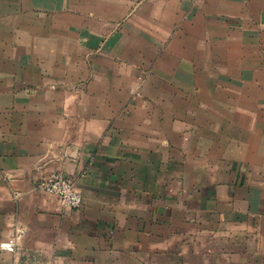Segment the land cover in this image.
I'll return each instance as SVG.
<instances>
[{
	"label": "crops",
	"instance_id": "crops-1",
	"mask_svg": "<svg viewBox=\"0 0 264 264\" xmlns=\"http://www.w3.org/2000/svg\"><path fill=\"white\" fill-rule=\"evenodd\" d=\"M15 227L0 264H264V0H0Z\"/></svg>",
	"mask_w": 264,
	"mask_h": 264
},
{
	"label": "built area",
	"instance_id": "built-area-1",
	"mask_svg": "<svg viewBox=\"0 0 264 264\" xmlns=\"http://www.w3.org/2000/svg\"><path fill=\"white\" fill-rule=\"evenodd\" d=\"M37 187L43 192L55 195L65 207L77 208L82 202V196L75 188L73 181L59 172H52L41 178L37 183ZM24 232V228L15 227L14 234L1 242L0 248L15 251L18 238Z\"/></svg>",
	"mask_w": 264,
	"mask_h": 264
}]
</instances>
